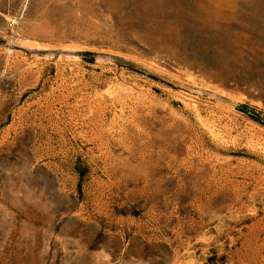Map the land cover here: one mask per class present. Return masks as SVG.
Instances as JSON below:
<instances>
[{
    "label": "rangeland",
    "instance_id": "374dc122",
    "mask_svg": "<svg viewBox=\"0 0 264 264\" xmlns=\"http://www.w3.org/2000/svg\"><path fill=\"white\" fill-rule=\"evenodd\" d=\"M0 264H264V0H0Z\"/></svg>",
    "mask_w": 264,
    "mask_h": 264
},
{
    "label": "water",
    "instance_id": "95a60500",
    "mask_svg": "<svg viewBox=\"0 0 264 264\" xmlns=\"http://www.w3.org/2000/svg\"><path fill=\"white\" fill-rule=\"evenodd\" d=\"M25 50L29 51V52H39V50H34V49H32V50L25 49ZM53 53L54 54L74 56V55L81 54V51L80 50H76V49H61V50L53 51Z\"/></svg>",
    "mask_w": 264,
    "mask_h": 264
}]
</instances>
